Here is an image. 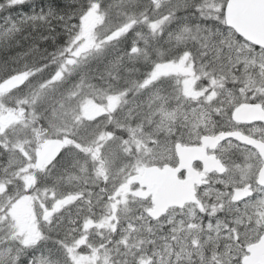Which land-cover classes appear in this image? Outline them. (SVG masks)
Instances as JSON below:
<instances>
[{
  "label": "rangeland",
  "instance_id": "1",
  "mask_svg": "<svg viewBox=\"0 0 264 264\" xmlns=\"http://www.w3.org/2000/svg\"><path fill=\"white\" fill-rule=\"evenodd\" d=\"M217 1L219 2V5H220L222 0H217ZM168 2L169 0H162L161 3L159 4L160 7L153 8V13L151 14V19L153 21L157 19H161L164 15H166L164 14V12L168 9L167 7ZM186 17L187 19H184L185 24H187V21H191L194 24L198 23V18H199L198 13L194 12L192 14L187 15ZM85 19L87 22H90L91 20H95L96 17L94 14H89ZM161 27L163 28V30H165V34L170 33V32L172 33V36H169L168 34L164 37L165 41H167V43H165V46H167V48H171L170 46H172V44L168 42L170 38H173L176 36V32L174 31V29L170 28V25L168 22L164 21ZM181 29L182 28L180 27V30ZM228 33L230 32L228 31ZM153 37H154V34L151 36L150 35L146 36L150 44L153 42L150 45V50H152L153 52H159V49L156 47V45H158L159 43L155 42L152 39ZM93 42H95L94 37L87 34V30L86 28L83 27V23L81 21L79 23V28L77 30V33L75 34L74 39L70 45V53L72 56H69L66 61H73L74 56L79 55L83 50H85L87 46L93 45L94 44ZM175 43H177V41H175ZM210 45L215 46V47L218 45L216 47L218 49L224 48L225 44L223 42V37L220 36L219 40L210 43ZM237 47L239 48L240 52L232 54L231 56L229 54H226L224 56L225 63L219 69V71L220 72L225 71L223 74L227 75L228 78H232V79H233V74L235 76L239 74L243 76L244 79H247L251 83V85L254 86L255 88H258V89L264 88V75L260 74L258 77H251L252 71L247 70L248 67L252 64L253 65L258 64L264 67V57H261L260 50L255 48L256 51L253 52L252 51L253 47L244 41L238 42ZM146 56H147V52L146 54L144 52L142 55L135 56V57L137 59H142ZM127 58L128 59L126 60H130L134 58V56L132 57L129 56ZM61 64L70 65V63L65 62V61L60 63V65ZM59 66L55 68L53 72H51L50 69L47 68V69H42L37 72H34V74L32 75H28V80H27L28 84L26 86L35 87L37 85L48 84L52 79L51 78L52 75H55L57 72H59V75L56 76V79L61 80V75H60L61 73L59 71ZM85 68L87 69V67ZM85 68H83V72ZM166 70L168 71V69ZM172 71H176V74L179 75L177 93H181L182 91L187 93L189 91L190 85L191 84L193 85V80L197 81V78L193 76L190 70V63L188 62L185 63V66H183V68L178 65H175L174 67H172ZM74 72H75L74 70L69 69L67 76L70 77L71 74ZM95 72L99 75L104 73V72H100L99 70H96ZM99 75H95V76L100 77ZM123 76L124 75H122V78ZM123 80L125 79L123 78ZM160 89H162L163 92H170L169 96H171V94L173 95L172 91L168 88H160ZM193 89L195 91V93L193 94V97H194L193 99H196L194 100L196 104L191 105L189 108H186L185 111L188 112V114H191V119H189V125H187V122H186L185 125L180 126L182 127V129L179 131V134H181L183 130L187 132L188 140H185L184 137H182L185 141H196L199 138V133H198L199 129L201 130L208 129V128L213 129L217 127V125H219V123L222 122V119H223L222 115L217 116L215 113L211 112V108L209 107V105L204 102L206 95L205 97L200 98V95L204 92L203 90L205 88L195 84L193 86ZM213 91L217 93H221L220 99L224 101V109H226L227 106L230 105L229 101L232 99L233 93L238 97L240 96L239 91L233 90V89H221V90L214 89ZM65 95L68 98L70 97V95H72V93L68 92V93H65ZM261 97L264 99V96H261ZM131 99H132L131 108L126 110V115L130 116L134 114L132 115L131 118L138 116L142 124L136 125V126L127 125L125 122L120 121L119 120L120 117H119L118 119H116L115 125L121 128H125L128 137L127 138L124 137L121 134V132H117V134H115L112 131L103 130V131H99L98 135L94 138V141H96V143L92 144L95 148H98V149L100 148V154H101L100 157L103 159H106V161L109 163L107 168H110V169H116V167L120 165L119 162L113 163L115 160L120 161L124 157V155H129L127 152L124 151V149L127 148L126 147L127 145L134 146L135 150L140 154H142V152L144 151L146 152L148 149L152 153L158 154V159L171 158L173 156L172 146H171L172 137L166 135L167 128L165 127L166 124L168 125V122H169L168 116L170 114H168V116L167 115L165 116L166 121L164 120L163 121L166 124L162 122L160 125L162 126V128H159L157 126L151 127L150 122L147 121L148 118L146 115V112L151 107V104H150L151 101L148 99V97H146L144 94L138 91L136 92V94H134V96H131ZM193 99L190 98L189 101L193 102ZM211 103L213 105H218V100L214 98ZM37 105L40 106V111H42L43 114H46L47 116H51L59 110L58 106H55V104L52 101H42L41 100L40 103H38ZM81 106H87L85 107L84 111L86 112L85 114L89 118L94 117V115L97 113L96 109L93 108L90 101H84V103ZM132 109L134 111H132ZM4 112L5 113H2V116L5 117L3 121L0 116V134L5 133V131H7L8 134H12L14 132L13 124L16 122V119L13 118L14 112L10 110L7 111V114L5 110ZM162 129H164L163 130L164 132H160ZM91 131H92V127L89 126V134L91 133ZM109 133H111L112 135H109ZM123 140H128L129 143L125 146V144H123L122 142ZM91 141L93 140L85 139L84 144L91 145L89 144V142ZM22 149H23L22 154H20L19 152H5L4 154H2L0 156L1 157L0 169L4 171V168L6 165L8 166L9 170L13 167L18 166L13 170L15 173H17L16 169H20V170L27 169L28 165L23 164L24 158L26 159V161H29L33 152L26 149L24 146H22ZM222 149L223 151H226V152L231 151V147L229 146H224ZM236 153L238 156H236L233 153L230 157L233 160L242 159V154L239 149L236 150ZM160 155L161 156L167 155V157H161ZM96 162H97L96 165H99V162L98 161ZM71 166H74V165L71 164ZM75 168H76V164H75ZM68 169L71 170V168H68ZM64 171L68 173V171H66L65 169ZM115 171L116 170L112 171L111 173H114ZM61 173L62 172L56 173L57 175L55 174L53 180L56 181V183L60 181L63 182V181L71 180L70 176L72 174H66V173L61 174ZM17 174L25 190H27L28 187H31V185L35 181V176H33L30 173L18 172ZM82 175H83V179L86 180V174L82 173ZM240 175H241V170L233 169V171L229 173L227 176L223 177L222 180L227 179L229 180V183H231L232 182L231 178L234 176L235 180L239 181ZM78 182H81V180H79ZM220 188L221 189L218 192L217 191L212 192L211 189H209L208 187L204 188L201 191V197L205 200L206 208H207L204 211H202V213L220 218L219 219L220 223H217V224L218 226L220 225L224 227V225L228 223L229 220L232 219L235 215H237V213H235L234 210L230 209L229 207L230 201L228 197L224 195L226 191H230V188L225 189L224 185L223 187H220ZM60 192H63V190ZM34 196L35 195H33V198ZM31 197H32V194H26L25 196H22V198L17 200V202L11 208L10 213H9V215L13 218V223H15L18 226V231L20 232L23 229L25 231H30V232L33 231L32 224L30 223L29 225H27V220L21 216V214L22 215L28 214V212H24L25 210L30 211L31 201H33L31 200ZM211 199H215L216 201L213 202L211 201ZM33 203L35 202L33 201ZM135 207H136L135 211L132 208V214L130 216L131 219L129 220V222L131 223L132 226H134V228H137L139 231L137 232L135 231V234L132 237V242L138 237V235L142 237V234L145 230L146 225L152 224L144 215V208H143L144 202L139 201L137 204H135ZM221 207H223V211H221ZM257 215H259V213H257ZM261 219L264 220V217H261ZM210 227L209 229H211ZM229 227H231V225H229ZM157 228L159 227L157 226ZM4 229L6 231L7 226H5ZM161 230L163 233L162 237H157L156 232L154 231L148 232V236L151 237V240L146 241L147 244L151 243L149 246V250L148 252L138 250V253L135 257V264H151L150 258L154 259L153 254L157 250L165 252V256H166L165 262L166 263L169 262L170 260L176 263V260H181V258L185 256H187V259L190 260L192 259L191 252L195 251L196 257H198L199 259H203V257L205 256L203 254H207V255L209 254L208 256H211V257H208L206 260L208 261L214 260L218 264H229L230 262L229 249H231V252L233 254L239 251V249L237 248L235 244V237L233 238L235 234L228 232L225 229V227H224L225 232L222 233V235L226 236L229 239L231 237L230 239L231 241L229 243H226L225 239L223 238L219 246L220 252H216V253H213L216 244H212L213 248H211L209 245H206V242L210 240L218 239L215 237L217 236V234H215L212 238H210V236H206L203 239L201 237L203 231L202 232L197 231V233L200 234V238H199V235H192L191 239H188L181 232L171 231L168 228H162ZM251 235L254 236L255 233L253 232ZM140 240L141 238L137 240L138 244H140ZM154 241H159V246L155 245L153 243ZM163 241H168L169 243L174 245V249H172L171 246H168V247L166 245L163 246L161 243ZM217 247L218 245H216V248ZM178 251L181 253H179ZM169 253H171V255ZM168 257L170 259L166 261Z\"/></svg>",
  "mask_w": 264,
  "mask_h": 264
},
{
  "label": "snow or ice",
  "instance_id": "2",
  "mask_svg": "<svg viewBox=\"0 0 264 264\" xmlns=\"http://www.w3.org/2000/svg\"><path fill=\"white\" fill-rule=\"evenodd\" d=\"M27 0H0V13H5L6 15L0 17V20L12 21L11 9L22 8ZM155 7H160V5H155ZM168 13L164 15L161 19L150 20L146 14L143 15V19L140 21L145 24L149 31H153L157 27H160V35L163 34V28L161 27L164 21H168L170 18H178L177 14L180 12L187 13L189 9H192L195 13L200 14L201 18L204 17V6L199 2H193V0H169L168 2ZM101 4L99 0H88L87 4H80L76 11L69 17L70 19H75L76 24L72 25L73 29L79 28L78 21L87 15L90 11H100ZM224 6L221 5L219 11L223 12ZM26 15V14H25ZM63 19V17H60ZM187 19V17H183ZM220 19V17H216ZM137 23L136 20H133L130 24L124 25L123 28H117L116 32L112 35H117V33H122L127 35L132 31L133 25ZM191 29L187 26L183 27L180 30V33H177L175 39L177 41V47H180L181 42L185 37L181 33L190 32ZM140 35L139 32L136 33ZM169 36H172V33H169ZM112 36L108 37V40H111ZM147 44V41L144 42ZM145 52L146 49L142 50L139 47V42L133 41L132 45L128 48V54L139 55L141 52ZM253 52L256 51L255 48L252 49ZM261 57H264V48L260 49ZM191 52L184 50L178 52V59L183 62L185 57H190ZM171 61L164 60L163 54H159L158 61H154L153 65L155 69H159L161 64L170 63ZM20 73L17 71L9 72L7 65H0V84H3L5 81L13 79ZM59 75L57 72L52 79H55ZM155 72H150L149 76L154 77ZM264 75V73H261ZM233 83L239 82V77H236L233 74ZM212 84H216L215 79L211 80ZM28 81L25 80L17 88L13 89L7 94L4 102L9 106L13 104L16 105H27V97L21 99L20 96L14 93H19L26 85ZM144 84H148V79L144 80ZM143 87V85H141ZM223 88V85H221ZM246 85L239 88L240 96L232 94V99L229 101L230 106L235 109L239 103H246L249 99L255 100L257 98V91H252V96L248 97L247 92L245 91ZM251 91V89H249ZM203 91H207L205 88ZM260 96H264V88L258 90ZM221 93L213 91L207 97H205L204 102L209 105L211 112L215 113L217 116H227L228 113L224 109V101L220 99ZM14 97V99H13ZM216 98L218 100V105H213L211 102ZM35 103H40L36 101ZM35 103L32 106V127L29 129L25 125V137L31 145V134L37 133L43 138L47 139L55 135L59 137L62 131H66V126L58 125V118H50L49 126H41L39 129L35 125L39 122L40 119L44 118L36 112ZM261 106H264V99L258 101ZM199 106V105H198ZM21 111H26V107H22ZM225 125L220 126V131L218 135L225 137H243V141H251V143L244 144L241 141L239 145H233L234 147H239L242 159L233 160L229 158L223 169L225 176L233 171V169L241 170V175L239 181L235 180L233 176L232 182L229 183V180H220L219 183L224 185L225 189L231 188L232 191H226L225 196L228 197L230 204L229 207L231 210H234L237 215L229 220L228 223L224 225L225 229L228 232L235 234V244L239 249L238 252H230V262L229 264H241V258L246 257L248 252L251 249V246L264 236V220L261 217H264V121L261 122H252L247 126V129L231 126L229 130L224 131ZM7 131L0 134V150L8 152L9 145L6 142L7 140ZM109 135H112L109 133ZM123 144L127 145L128 140H123ZM231 143V140L228 141ZM259 144L260 148L257 150L256 145ZM69 147H75L76 149H81L82 145L76 141H70ZM125 152L131 155L130 148H125ZM64 154V149H61L56 155L52 158V161L49 162V167L43 170L40 177L37 178L36 186L33 189H24L23 184L19 180V176L15 179H8L7 183L3 184V192L0 193V200H7L2 207H0V264H73V255L77 249L76 237L72 236V233L77 231L76 227H72L67 232L63 234L60 231V226L63 223V216H51L49 212V205L47 201H44L40 204V210L37 213V223H38V235L35 239H30L27 236L23 235L18 231V226L13 223V218L9 215L11 208L17 202L18 199L22 198L25 194H39L40 187L42 183V178L45 173L48 174L50 178V168L55 166V162L58 161ZM5 173L7 174L9 169L6 165L4 168ZM55 187V184L52 185ZM49 185H44V190L47 191ZM103 191V190H102ZM237 191H246L247 198H241L239 201L236 200L233 193ZM91 196V193H89ZM54 207V204H53ZM223 211V207H221ZM259 213V215H257ZM215 214V213H213ZM69 223L75 225L76 221L69 220ZM220 223V221H217ZM231 225V227H229ZM4 226H7L5 231ZM211 225H209L210 227ZM55 232L56 236L53 238L51 233ZM255 235H251L252 233ZM231 239V237H230ZM83 245L80 246L82 249Z\"/></svg>",
  "mask_w": 264,
  "mask_h": 264
},
{
  "label": "trees",
  "instance_id": "3",
  "mask_svg": "<svg viewBox=\"0 0 264 264\" xmlns=\"http://www.w3.org/2000/svg\"><path fill=\"white\" fill-rule=\"evenodd\" d=\"M193 2H199L204 6L205 18H201L199 14L197 24L191 21H187V24L184 23L183 17L194 13L192 9H189L187 13H178V18H170L165 21L169 23L170 28L174 29L176 34L180 33V27L187 26L191 29L190 32L181 33L185 37L180 45L182 50L189 48L188 43L210 44L218 40L216 38L218 34H226L225 30L227 27L223 22V13L219 11L221 6H219L217 0H193ZM87 3L88 0H27L22 8L11 9L12 21L0 20V65H7L9 72H12L58 64V60L61 58L59 53L63 55L62 51L70 41L69 27L76 21L69 17L80 4ZM99 3L101 4L100 12L106 16V23H108L109 27L111 26V29L119 28L131 20H136V24L141 27V30L142 28L149 30L145 24L140 22L143 19L142 14H146L152 20L151 14L153 13V8H156L155 4L150 3L148 0H99ZM167 13L168 9L164 14ZM5 15V13H0V17ZM218 16L220 19H215ZM60 17H63V19ZM141 33L143 35L147 34L145 30L141 31ZM232 36L235 37L233 32ZM227 39L233 41V37L228 36ZM130 41L129 33L127 35L122 34L112 41H108L102 49L103 53H97V58L104 61L96 66V70L104 72L100 76L106 74L104 75L105 79L97 78V81H103L97 83L98 90L105 91L106 88L113 87L112 85L119 86L118 84L123 83V78L126 80L128 78L138 79L137 75L144 73L141 70L144 67L142 60H126L128 59L126 56H129L127 53ZM175 41V37L170 38L168 43L172 44L171 48L176 47L177 43ZM165 43L167 41L164 39L162 43L156 45L159 51L170 49L165 46ZM192 49L197 51L194 46H192ZM213 62L214 64L212 63L210 68L219 67L218 65L223 60L221 57H213ZM200 68L202 67L200 66ZM122 75H124L123 78ZM236 77H239V82L231 83L236 87L244 86L241 80L242 76L237 74ZM92 88L93 86H90V89ZM21 91L16 93L14 97L16 95L20 96L21 99L27 97L28 104L23 106L26 107L27 114L31 115L32 106L35 102L23 89ZM65 93H68V88H64L63 91L53 96L50 92H47V94H42V99L39 101H52L55 106H63L66 97ZM37 104L35 103L36 108L38 107ZM26 122L31 128L32 117L27 119ZM63 173L66 172L62 171L61 174ZM12 175L13 172L5 174V172L0 170V193L3 192V184L7 183L8 179L15 177ZM5 203H7L6 199L0 200V207Z\"/></svg>",
  "mask_w": 264,
  "mask_h": 264
},
{
  "label": "water",
  "instance_id": "4",
  "mask_svg": "<svg viewBox=\"0 0 264 264\" xmlns=\"http://www.w3.org/2000/svg\"><path fill=\"white\" fill-rule=\"evenodd\" d=\"M224 14L226 23L233 27L238 34L264 47V0H227ZM19 85L20 77L17 75L13 79L0 84V92L13 89ZM244 107V104H241L233 110L232 116L235 120L244 121V114L248 116L251 115L253 110H251L250 107H246V109H244ZM238 138H242V136ZM221 139L222 136L220 135L214 137L206 136L201 138V142L203 146L210 145L213 148ZM60 145V141L49 140L47 142V147L38 155L37 163L48 162L54 156ZM176 153L179 157V166L177 168H174L172 171H167L171 168L159 170L152 167L149 169V172L153 170L152 178L156 180V182H166L171 190L177 194L181 202L187 199H193L192 184L195 180H197L198 183L200 182L197 172L191 168V161L194 158L199 157L202 159L204 170L210 171L215 169L218 172H223L224 166L214 154L206 156L203 150L182 146L179 143L176 145ZM179 168H185L186 170L185 179L182 181L178 180L176 174H174ZM166 176L168 177L167 180ZM160 186L161 185H157V188H160ZM154 192L157 193L158 191L154 189ZM242 193L241 191L234 192V197L238 198ZM156 210L157 207L150 211V214L154 215ZM242 264H264V236L251 246L249 254L246 257H242Z\"/></svg>",
  "mask_w": 264,
  "mask_h": 264
},
{
  "label": "flooded vegetation",
  "instance_id": "5",
  "mask_svg": "<svg viewBox=\"0 0 264 264\" xmlns=\"http://www.w3.org/2000/svg\"><path fill=\"white\" fill-rule=\"evenodd\" d=\"M248 125H250V124H246V123H244V128H245V130L247 129V126H248ZM219 153H220L225 159L227 158V156L223 154V150H222L221 147L219 148ZM173 158H174V157H173ZM172 162H173V161H172ZM195 166H196L197 168H200V164H199L198 162L195 163ZM183 175H184L183 172H180V173H179V176H180V177H182ZM214 175H215L214 173H211V174H209V175L207 176V183H209V181L211 180V177L214 176ZM134 187H135V186H134ZM202 189H204V186L198 188V194H199V195H200V192L202 191ZM122 197H124V198L129 197L130 199H132L131 195H126V196H122ZM245 198H246V197H245Z\"/></svg>",
  "mask_w": 264,
  "mask_h": 264
},
{
  "label": "bare ground",
  "instance_id": "6",
  "mask_svg": "<svg viewBox=\"0 0 264 264\" xmlns=\"http://www.w3.org/2000/svg\"><path fill=\"white\" fill-rule=\"evenodd\" d=\"M147 4V3H146ZM146 6V5H145ZM218 10V9H217ZM217 13L219 14V12L217 11ZM222 13V12H221ZM205 14V13H204ZM207 16V15H206ZM217 16V15H216ZM216 19V18H215ZM212 21H214V20H212ZM216 23H219V22H216ZM214 24V23H213ZM220 24V23H219ZM222 24V23H221ZM218 26V25H217ZM220 26H222V25H220ZM194 51H196V50H194ZM235 70H236V68H235ZM59 173V172H58ZM6 174V173H5ZM57 175V174H56ZM207 198V197H206ZM208 202V201H207ZM150 246V245H149ZM182 251H184V250H182ZM179 252V251H178ZM179 253H181V252H179ZM210 253V252H209ZM182 255V254H181ZM187 255V254H186ZM203 255H205V254H203ZM209 255V254H208ZM190 256V255H189ZM187 257V256H186ZM200 257V256H199ZM209 257H211V256H209ZM204 258V257H203ZM176 260V259H175ZM213 261V260H212Z\"/></svg>",
  "mask_w": 264,
  "mask_h": 264
}]
</instances>
